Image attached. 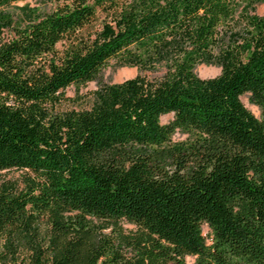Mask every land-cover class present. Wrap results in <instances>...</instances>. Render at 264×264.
<instances>
[{
	"label": "trees",
	"instance_id": "1",
	"mask_svg": "<svg viewBox=\"0 0 264 264\" xmlns=\"http://www.w3.org/2000/svg\"><path fill=\"white\" fill-rule=\"evenodd\" d=\"M13 1L0 0V169L23 174L0 186L1 261L264 264V0H39L17 19ZM111 58L139 72L103 83ZM94 79L88 106L57 109Z\"/></svg>",
	"mask_w": 264,
	"mask_h": 264
},
{
	"label": "rangeland",
	"instance_id": "2",
	"mask_svg": "<svg viewBox=\"0 0 264 264\" xmlns=\"http://www.w3.org/2000/svg\"><path fill=\"white\" fill-rule=\"evenodd\" d=\"M29 3L31 6H37L39 5V0H17L13 1L9 6L8 10L12 14L14 19H17L20 17L21 10L19 7L22 4ZM255 11L257 13H264V2H257L255 4ZM101 18L102 15H99V17L93 21L92 23L86 25L84 28L81 29V32L83 33H93L96 29L100 28L101 25ZM8 34H11L10 30L6 29L3 33V36H7ZM67 44V38H63L59 40L56 43V47L58 50H62V48ZM48 58L51 57L49 54L47 56ZM196 72L202 76H213L219 73L220 66L216 64H207L204 62L198 63L196 68ZM164 71L163 66H159L158 68L154 70H145L143 73L148 76L149 78H155L159 77ZM139 72V69L135 65H118L115 58H111L108 62V65H106L100 74L101 81L103 83L108 82H114V81H120L124 78L131 77L136 75ZM98 81L97 80H89L85 83L74 85L71 84L67 86L64 90L65 98L61 101V104L57 106V109H66V108H79L83 106H88L90 102L92 101V95L93 90L97 88ZM243 103L259 118H262L261 108L258 104L253 102L250 98L249 92H243L240 95ZM173 117L172 112L164 113L160 116L161 122H167ZM189 138L188 134L185 132H182L180 130H176L172 134V141H185ZM22 174L23 170L20 168H3L0 169V186L5 181H15L20 184H22ZM95 224L99 225L97 229L102 233H105L107 236L114 237L117 232V225H109V226H100L101 221L94 220ZM119 227L122 231L127 232L131 229L135 228V225L133 223L127 222L125 220L119 221ZM203 232L207 233L209 231V227L207 224L202 225ZM40 233L43 236H48L50 234V224L49 222L43 218L40 222ZM0 250H2V244L0 243ZM26 258V253L24 250L20 251L19 258H17V264H26L27 258L23 262L22 259ZM0 256V264H7L1 261ZM195 256L188 254L185 256V264H194ZM12 264V263H9Z\"/></svg>",
	"mask_w": 264,
	"mask_h": 264
}]
</instances>
